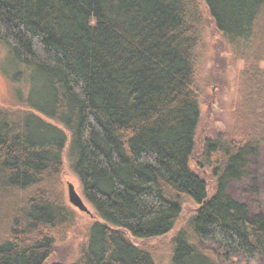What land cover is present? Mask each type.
<instances>
[{"label": "trees", "instance_id": "obj_1", "mask_svg": "<svg viewBox=\"0 0 264 264\" xmlns=\"http://www.w3.org/2000/svg\"><path fill=\"white\" fill-rule=\"evenodd\" d=\"M263 10L264 0H0L18 105L0 107V264H157V247L130 237L165 236L188 202L197 207L170 241V264L264 260V212L228 192L264 146ZM206 18L233 57L256 66L246 75L256 137L218 133L198 156L211 193L190 166ZM64 154L101 220L72 263L48 262L77 220Z\"/></svg>", "mask_w": 264, "mask_h": 264}, {"label": "rangeland", "instance_id": "obj_2", "mask_svg": "<svg viewBox=\"0 0 264 264\" xmlns=\"http://www.w3.org/2000/svg\"><path fill=\"white\" fill-rule=\"evenodd\" d=\"M257 29L260 31L258 33L264 32V10L258 22ZM202 35L200 44L203 55L201 64L197 68V75H195L196 84L199 88L201 116L196 134V148L190 159V166L207 181L209 192L211 193L215 183L212 169L199 166L198 156L201 152L203 142L218 133L229 135L235 133L239 127H243L247 134L255 136L254 130H251V127H249L251 116L249 112H246V108L250 105V102L247 101L248 89L254 87L249 86L248 78L250 75L247 77L248 71L250 70L251 72L252 68H256V66L249 65L250 63L245 62L243 59L233 57L225 39L214 28L208 18L204 22ZM257 43L259 42L257 41ZM6 51L5 46L0 43V107L13 109L17 108L18 105L14 98V85L9 82L8 74L3 72L6 58L7 68L16 67L11 64V60H9ZM258 65V68H264V61ZM247 86L249 87L247 88ZM253 92V97H256V92ZM257 111H260V108ZM61 179L66 200L67 185L71 183L92 214L89 215L81 212L69 204L77 212L76 224L67 239L63 243L57 244L48 262L64 261L66 263H72L76 260L82 245H85L89 241L93 223L101 220L95 217L96 215L91 205L85 201L79 180L70 170L66 154L63 155ZM228 192L235 199L249 204L252 211L259 210L264 212V146L250 158L247 174L240 181H231L228 184ZM196 207L192 202L186 203L183 207V213L179 222L165 236L149 240L134 239L133 237H130V239L135 245L156 246L159 250L157 264H170V241L176 232L185 226L188 213L196 209ZM199 248L214 255L220 261V252L214 244L202 242L199 244ZM221 264H264V260L258 258L250 262L243 258H235L224 263L222 261Z\"/></svg>", "mask_w": 264, "mask_h": 264}, {"label": "water", "instance_id": "obj_3", "mask_svg": "<svg viewBox=\"0 0 264 264\" xmlns=\"http://www.w3.org/2000/svg\"><path fill=\"white\" fill-rule=\"evenodd\" d=\"M67 200L68 203L74 208L78 209L81 212H85L89 215H92L91 211L88 209L87 205L84 203L83 199L76 192L73 184L71 183L67 185Z\"/></svg>", "mask_w": 264, "mask_h": 264}]
</instances>
